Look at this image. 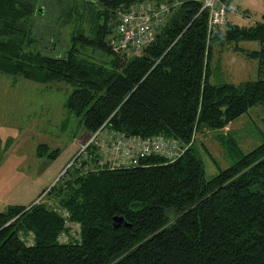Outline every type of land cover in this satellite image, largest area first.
<instances>
[{
    "label": "trees",
    "instance_id": "1",
    "mask_svg": "<svg viewBox=\"0 0 264 264\" xmlns=\"http://www.w3.org/2000/svg\"><path fill=\"white\" fill-rule=\"evenodd\" d=\"M146 1L177 6L139 53L115 52L110 41L119 13ZM201 6L197 0H84L77 19L86 9L88 30L78 23L66 53L51 56L31 48L34 0H0V73L71 86L65 107L82 117L90 135L102 128L162 136L181 151L171 161L152 154L111 166L88 143L85 157L77 156L43 193L48 201L0 211V264H264V142L243 153L229 139L237 159L209 180L193 146L197 131L221 128L264 105V21H226L208 32ZM229 43L257 60L258 78L210 81L211 46ZM86 48L92 54L81 52ZM56 150L39 144L36 153L53 157ZM115 216L128 225L115 227Z\"/></svg>",
    "mask_w": 264,
    "mask_h": 264
},
{
    "label": "rangeland",
    "instance_id": "2",
    "mask_svg": "<svg viewBox=\"0 0 264 264\" xmlns=\"http://www.w3.org/2000/svg\"><path fill=\"white\" fill-rule=\"evenodd\" d=\"M83 1L34 0L36 10L31 18L33 26L31 36L35 39V43L31 47L32 50H39L51 56L64 55L70 46V37L76 25L79 23L86 31L89 28L86 9V16L81 18V21L77 19V16L81 17V12H84L79 10ZM220 2L237 9L236 12H227L226 21L228 19L240 26H250L264 21V0H231L234 5L227 4L223 0ZM75 5L78 9L72 11V14L71 12L67 14V8L70 6L75 8ZM66 14L68 17L72 16L70 22L68 17L67 22L65 21ZM232 45L233 43L211 46L208 66L211 82L237 84L258 78L257 60L247 58L241 53H234ZM257 45L256 42L241 43L244 48H255ZM81 52L84 55L92 54L90 48ZM93 55L97 59L104 58L99 50L94 51ZM7 76L9 77L0 73V77L12 83L10 81L13 80V76ZM20 78L26 81L27 85H33V90L40 93L24 91L19 83L8 86L7 83L0 82L2 95L0 98V186L6 181L7 173H16L15 179L19 178L21 187H30L37 190V196L41 195L33 203L40 200L48 201V196L43 197V193L45 194L56 183L77 156L85 157L86 152H82L83 146L92 135L83 126L82 117L70 113L64 107V102L72 90L71 86L58 82L41 84ZM3 100L7 102L6 107L2 106ZM36 104L39 105L38 109ZM45 117H50L49 124L46 128L39 129L40 138L34 136V132L37 131L28 127L29 122L35 119L43 121ZM104 132L105 130L102 131L103 135H100L99 140L105 137ZM87 133L90 136L86 138ZM18 137L27 139L21 150L14 146ZM229 139L234 140L243 153H248L264 142V105L251 107L246 113L221 128H203L195 133L193 146L201 158L206 180L236 161L237 156L230 151ZM42 141L49 144V151L57 149L55 156L34 155L33 145ZM5 209L0 204V211Z\"/></svg>",
    "mask_w": 264,
    "mask_h": 264
},
{
    "label": "built area",
    "instance_id": "3",
    "mask_svg": "<svg viewBox=\"0 0 264 264\" xmlns=\"http://www.w3.org/2000/svg\"><path fill=\"white\" fill-rule=\"evenodd\" d=\"M201 2V10L208 11V32L215 31L226 22L228 11H237L220 0H197ZM177 3L142 2L130 6L120 12L115 24L116 37H113L111 46L115 52L128 51L137 54L143 47L151 43L159 29L165 24L168 15ZM104 129H99L83 146L88 143H96L102 157V162H108L111 166H123L137 161V159L159 155L169 161L177 159L181 151L177 142L159 136L144 139L138 136H125L118 133H109L105 130L104 136L100 135ZM99 140V141H97ZM83 149V151H84ZM82 151V152H83Z\"/></svg>",
    "mask_w": 264,
    "mask_h": 264
},
{
    "label": "crops",
    "instance_id": "4",
    "mask_svg": "<svg viewBox=\"0 0 264 264\" xmlns=\"http://www.w3.org/2000/svg\"><path fill=\"white\" fill-rule=\"evenodd\" d=\"M223 1L226 2L227 4L234 5L231 2V0H223ZM227 21H228V19H227ZM257 47H258V45L252 49H256ZM234 53L237 54L239 52L234 51ZM254 60H256V59H254ZM243 63H245V62H243ZM246 64L248 67V63H246ZM257 68H258V62H257ZM251 70H252V66H251ZM1 74H3V73H1ZM3 76L9 77V76L4 75V74H3ZM0 82L7 83L8 86H9V84L12 85V83H15V84L19 83V85L23 88L24 91H28V92L32 91V93L36 92L37 94L40 93L39 91H36V90L34 91L33 85H27L25 83L26 81L21 80L20 77H13V80L10 81L12 83H8L9 82L8 80H5L3 77H0ZM1 97H2V95L0 94V98ZM3 101H4V104L2 106L6 107L7 102L5 100H3ZM36 106L38 109L39 105L36 104ZM12 107H13V105H12ZM64 107H65V102H64ZM41 121H42V119H38V120L35 119L32 122H29V126L27 125L33 131H37V133L34 132V136L39 137V138H40V133L38 132L39 129H44V127L46 128V125H48L50 122V117H45V118H43V121L42 122ZM89 136L90 135L87 133L86 138ZM26 142H27L26 137H18V140L14 143L16 145H14V146L17 149L21 150V148H23V146L26 144ZM41 143L49 145L47 142H44V141L35 142V144L33 145V148H32V152L36 156H38L36 153L37 146ZM16 176H17L16 173H7L5 175V178H7L6 181H3L2 185L0 186V204H2L4 208H6L9 205L28 206V205H30V203H33L34 201H36L35 199L37 197H38L37 200L40 198V196H37L38 195L37 190H35V189L33 190L30 187H21L20 186L21 182L19 181V178L15 179Z\"/></svg>",
    "mask_w": 264,
    "mask_h": 264
},
{
    "label": "water",
    "instance_id": "5",
    "mask_svg": "<svg viewBox=\"0 0 264 264\" xmlns=\"http://www.w3.org/2000/svg\"><path fill=\"white\" fill-rule=\"evenodd\" d=\"M114 226L117 227L119 224L123 223L124 225H128L122 217L115 216L113 217Z\"/></svg>",
    "mask_w": 264,
    "mask_h": 264
}]
</instances>
